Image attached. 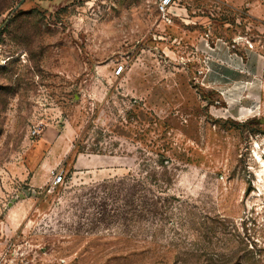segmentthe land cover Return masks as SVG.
Wrapping results in <instances>:
<instances>
[{
    "label": "rangeland",
    "instance_id": "rangeland-1",
    "mask_svg": "<svg viewBox=\"0 0 264 264\" xmlns=\"http://www.w3.org/2000/svg\"><path fill=\"white\" fill-rule=\"evenodd\" d=\"M2 24L0 264H264V0H0Z\"/></svg>",
    "mask_w": 264,
    "mask_h": 264
},
{
    "label": "built area",
    "instance_id": "built-area-1",
    "mask_svg": "<svg viewBox=\"0 0 264 264\" xmlns=\"http://www.w3.org/2000/svg\"><path fill=\"white\" fill-rule=\"evenodd\" d=\"M183 0H155L156 3V9L157 11L165 16L169 8L173 5H179L182 3ZM121 71V67H118L116 69V73H119ZM38 125H33L32 129H30L29 136L33 137L39 133ZM64 181L63 174L60 171L51 170L50 171V183L52 186H57L61 184Z\"/></svg>",
    "mask_w": 264,
    "mask_h": 264
},
{
    "label": "crops",
    "instance_id": "crops-1",
    "mask_svg": "<svg viewBox=\"0 0 264 264\" xmlns=\"http://www.w3.org/2000/svg\"><path fill=\"white\" fill-rule=\"evenodd\" d=\"M85 160L87 159L85 158L81 160V157L76 156L75 159L73 160V168L76 169L79 167H83V168L89 167V164H83ZM108 177H111V175H109Z\"/></svg>",
    "mask_w": 264,
    "mask_h": 264
},
{
    "label": "trees",
    "instance_id": "trees-1",
    "mask_svg": "<svg viewBox=\"0 0 264 264\" xmlns=\"http://www.w3.org/2000/svg\"><path fill=\"white\" fill-rule=\"evenodd\" d=\"M80 152H82V151H80ZM126 179H128V178H125V179H123V180H126ZM134 179V178H133ZM111 182V179L110 178H108V180L107 181H105V183H110ZM134 186H141V182L138 180V182L134 185ZM146 187H143V189H137V190H144ZM143 203H144V201H143Z\"/></svg>",
    "mask_w": 264,
    "mask_h": 264
},
{
    "label": "water",
    "instance_id": "water-1",
    "mask_svg": "<svg viewBox=\"0 0 264 264\" xmlns=\"http://www.w3.org/2000/svg\"><path fill=\"white\" fill-rule=\"evenodd\" d=\"M23 1H21V3H22ZM21 3H19L18 4V6L14 9V10H16L20 5H21ZM7 20H5L4 22H6ZM4 24V23H3ZM3 24L0 26V27H2L3 26Z\"/></svg>",
    "mask_w": 264,
    "mask_h": 264
}]
</instances>
